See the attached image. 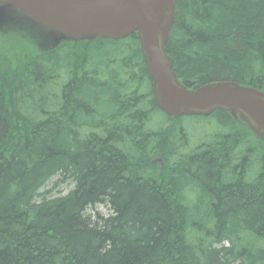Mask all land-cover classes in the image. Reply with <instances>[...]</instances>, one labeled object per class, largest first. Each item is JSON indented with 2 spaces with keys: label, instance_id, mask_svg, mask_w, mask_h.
Returning a JSON list of instances; mask_svg holds the SVG:
<instances>
[{
  "label": "trees",
  "instance_id": "obj_1",
  "mask_svg": "<svg viewBox=\"0 0 264 264\" xmlns=\"http://www.w3.org/2000/svg\"><path fill=\"white\" fill-rule=\"evenodd\" d=\"M174 2L183 85L264 91V0ZM14 44L0 35V264H264V140L243 121L159 109L135 32ZM188 118L216 127L193 143Z\"/></svg>",
  "mask_w": 264,
  "mask_h": 264
},
{
  "label": "water",
  "instance_id": "obj_2",
  "mask_svg": "<svg viewBox=\"0 0 264 264\" xmlns=\"http://www.w3.org/2000/svg\"><path fill=\"white\" fill-rule=\"evenodd\" d=\"M174 12V0H0V21L17 13L56 39L117 40L135 32L159 109L172 117L229 112L264 140V91L233 80L187 88L177 79L166 52Z\"/></svg>",
  "mask_w": 264,
  "mask_h": 264
},
{
  "label": "rangeland",
  "instance_id": "obj_3",
  "mask_svg": "<svg viewBox=\"0 0 264 264\" xmlns=\"http://www.w3.org/2000/svg\"><path fill=\"white\" fill-rule=\"evenodd\" d=\"M10 15L13 16L0 21V35L3 41L7 42L8 40H13L15 43L13 45V49L16 45L19 55L23 56L24 59L28 58L29 53L54 48L61 41H63V39L54 38L44 28L36 23L22 18V16L19 14L17 15V13H12L8 16ZM186 122L189 126L191 125L195 129L196 135L191 131L193 143H195V138H197V135L206 131L205 128L211 130L212 128L216 127V123L214 121H211L209 124H204V122H197L195 118H188ZM48 187H50V191L47 195L56 196L66 193L71 186L69 183L65 182L59 183L53 188L52 185ZM95 210L102 214H107L109 212L108 209L102 204L97 205Z\"/></svg>",
  "mask_w": 264,
  "mask_h": 264
}]
</instances>
